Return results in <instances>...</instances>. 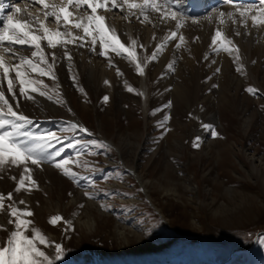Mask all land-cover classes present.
I'll use <instances>...</instances> for the list:
<instances>
[{
    "label": "rangeland",
    "instance_id": "obj_1",
    "mask_svg": "<svg viewBox=\"0 0 264 264\" xmlns=\"http://www.w3.org/2000/svg\"><path fill=\"white\" fill-rule=\"evenodd\" d=\"M184 36L185 46L170 41L149 62L148 105L134 80L111 96L99 72L75 65L68 46L71 61L56 52L55 80L30 73L52 99L30 90L34 99H25L18 83L12 98L4 81L14 110L33 121L17 140L43 159L28 164L38 187L16 192L24 166H9L0 172V193L11 192L16 206L34 213V227L63 246L56 264H264V45L239 48L242 74L212 40ZM146 38L141 32L142 45ZM163 41L152 39L148 56ZM250 86L259 91L247 92ZM76 120L88 132L72 128ZM61 159L79 161L67 165L75 179L54 166ZM56 215L63 219L50 224ZM8 220L0 213L7 229L0 246L14 229ZM40 247L55 256L54 246Z\"/></svg>",
    "mask_w": 264,
    "mask_h": 264
},
{
    "label": "snow or ice",
    "instance_id": "obj_2",
    "mask_svg": "<svg viewBox=\"0 0 264 264\" xmlns=\"http://www.w3.org/2000/svg\"><path fill=\"white\" fill-rule=\"evenodd\" d=\"M31 2L42 7L45 20L51 18L57 24L56 29L48 28L45 21L40 20L38 16H32L31 13H26V18H14V15H9L6 17L3 26L0 27V130H3L0 131V172L9 166H24V174L19 178L18 186L15 189L16 192L22 189L30 191L32 187H38L36 181L32 178V169L28 167V164L30 162L39 166L43 157L37 155L35 147L28 146L26 143L17 140V137L21 135L20 130L25 125L32 124L33 121L23 113L14 110L13 104L9 102V98L6 97L3 90L4 81H6L7 92L11 94L12 98L17 96L15 88L18 83L19 94L24 96L25 99H34L33 96L29 95V90L31 92H39L41 96L47 95L48 99H52V96L48 95L46 91L40 90V86L47 89L48 85L44 84L43 80L31 78L30 75V73H38L39 76H49L52 80L56 79L54 66L57 55L55 51L46 53L45 46L52 50L58 47L63 49V55L71 61L72 57L67 51V45L80 41V46H83V43L86 42L85 38L90 37L92 51H96L95 45L99 41L103 49L100 55L108 56L109 51H111L118 56H122L134 63L138 74L143 76L147 62L156 60L158 54L163 52L170 41L178 40L177 48H181L186 44L185 36L180 30L185 27L187 18L172 11L170 0H60L59 3H49L48 0H31ZM229 3L231 4L232 0H229ZM234 7V12L218 13L221 25L230 21L233 24L239 23L244 28H247L249 21H251L253 28L264 27V3L259 6L237 4ZM70 8H75L78 12L81 9L83 11L80 15L74 16L73 12L69 10ZM114 9L126 12L125 19L134 16L141 23H150V13H156L161 23L174 21L175 30H171L169 35L164 38L163 43L158 44L156 50L150 56L144 58L142 66L141 61L137 58V40L132 39L130 44L126 45L120 40L116 29L107 25L106 17L98 14V10L112 11ZM20 12L21 9L16 7L15 13ZM225 17H227V21ZM208 19H211V17ZM193 23H199V21L194 20ZM69 25H71V28L81 30L83 35H73ZM61 28L64 30L61 31ZM235 34L238 36L241 33L237 30ZM152 38L155 39L156 37L153 36ZM197 39L199 38L197 37ZM41 41H45L46 45L42 46ZM16 46L33 49L31 56H20ZM139 46L141 48L144 47L142 44ZM210 46L217 53L223 51L232 55L234 63L238 65L236 71L244 74V66L240 63L239 47L220 28H217ZM49 56H51V63H49ZM109 60L111 64V59L109 58ZM173 64L174 62L168 64L170 70H174ZM215 71L219 73L221 69L216 68ZM10 73L14 74V76L10 75ZM117 73L122 75L119 70H117ZM105 83L109 82L105 81ZM125 83L127 84V82ZM214 86L218 87V85ZM127 90L129 92L135 91L130 86L127 87ZM246 91L255 95L259 90L250 86L246 88ZM137 94L144 95L142 92H137ZM103 99L107 102L109 97L105 96ZM18 104L19 102L17 101V106ZM166 107H171V102ZM9 126L12 129L11 131L4 130ZM202 127L210 130L211 135L214 137L219 135L211 124H202ZM72 128H79L81 131L88 132V129L78 124H72ZM52 139H57L54 134L50 136L49 143ZM199 140L200 137H197L196 141ZM92 143L95 144L97 142L92 141ZM99 146L105 147L106 145L101 143ZM193 146L199 147V143L194 142ZM39 147H43V145ZM55 156H60V152H56ZM70 163H79V161L61 159L55 162L54 166L62 170L65 176L75 179L77 173L67 166ZM12 179L16 180L17 178L12 177ZM26 181L29 184H26ZM85 195L89 196V193L86 192ZM6 199L11 202L7 206L5 205ZM12 201L13 194L11 192L7 193L6 196L0 193V213L6 211L9 216L8 224L14 226L6 242L0 246V264H56L58 260L62 259L63 246L50 241L39 228L34 227V222L28 219V217L34 215L31 210L27 207L22 209ZM19 204L23 205L25 201L21 200ZM81 207L83 206L81 205ZM62 219L63 217L59 215L52 216L49 223L56 225ZM0 230L7 231L3 225H0ZM40 246L45 248L54 246L55 256H50Z\"/></svg>",
    "mask_w": 264,
    "mask_h": 264
},
{
    "label": "bare ground",
    "instance_id": "obj_3",
    "mask_svg": "<svg viewBox=\"0 0 264 264\" xmlns=\"http://www.w3.org/2000/svg\"><path fill=\"white\" fill-rule=\"evenodd\" d=\"M225 1L226 2L222 5L214 8L209 6V0H170V5L172 11L176 12L182 17L187 18L185 27L180 30L182 34L186 35V38L193 36L195 37L196 35H202V37L205 36L209 40H212L217 28H220L222 31H224L225 35L228 38H231L233 42L239 48H241V50L244 48L250 50L253 46L256 45L263 46L264 27L253 28L251 26V21H249V26L247 28H244L239 23L233 24L230 21H227V17H225L227 23L221 25L218 13L234 12V5L237 4L243 6H259L260 4L264 3V0H232L231 4L229 3V0ZM48 2L59 3L60 0H48ZM6 3H9V7L6 12L0 13V27L3 26L6 17L9 15H14V18H26L25 14L31 13L32 16H38L40 20L45 21V24L48 28H57V24L53 22L51 18L45 20V17L43 15L44 10L42 9V7L38 4L32 3L31 0H0V6H4ZM16 7H19L21 9L20 13H15ZM69 10L73 12L74 16L80 15L83 11L81 9L78 12L75 8H70ZM98 14L104 15L106 17L107 25L116 29L120 40L126 45H129L132 39L137 40V58L141 61L142 66L144 63V58L148 56L150 48L149 43L153 39L152 37L157 36L160 41L162 37L165 38V36H168L171 30H175L174 21L161 23L158 14L156 13H150V23H141L134 16L130 17L129 19H125L126 12H121L119 9H114L112 11L98 10ZM209 17H211V19H208ZM194 20L199 21V23H193ZM69 28L73 32V35H83L81 30L71 28V25H69ZM63 30L64 29L61 28V31ZM237 30L241 33L238 36L235 34ZM141 32H144L147 36L146 42L143 44V48L139 46L141 45ZM85 39L86 42L83 43V46H80V41H77L74 44L67 45L69 48H71L72 53L75 54V57L73 56L75 65H79V67L81 66L83 70L88 68L91 76H94L96 72H99L100 77L97 80L106 85V88L109 90V94H111V96H115V86H117V84L125 85V82H133L134 80V83L136 82L139 84V92L144 93V95L139 96L142 97L145 100L146 105H148V101L151 97L148 79L149 62H147V66L144 68L145 74L141 76L136 71L135 64L130 62L128 59L125 60L123 57V59H119L120 57L113 52V55H110L109 53L108 56L100 55V52L103 51V49L99 41H97L95 45L96 51H92V46H88L91 43V38L86 37ZM41 44L42 46H45L46 42L41 41ZM16 49L20 56H30V53L32 52L28 51V47L22 48L20 46H16ZM46 49L47 47L45 46L46 53H48L49 51L58 52V48L55 50ZM243 52L246 54L245 50H243ZM109 58L111 59V64ZM6 59H8V57H6ZM128 67L131 70H128ZM117 70H119L122 75L126 74L128 81H123L121 78L122 75H118ZM129 72H131L132 74V79L129 77ZM10 75L14 76V74L11 73ZM105 81H108L109 83H105ZM80 109L84 110L82 109V107H80ZM76 123L78 125H81L77 120Z\"/></svg>",
    "mask_w": 264,
    "mask_h": 264
}]
</instances>
